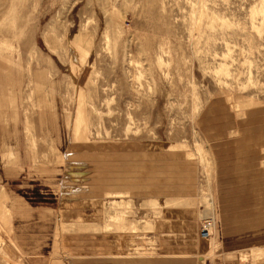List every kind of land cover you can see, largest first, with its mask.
<instances>
[{
  "label": "rangeland",
  "instance_id": "374dc122",
  "mask_svg": "<svg viewBox=\"0 0 264 264\" xmlns=\"http://www.w3.org/2000/svg\"><path fill=\"white\" fill-rule=\"evenodd\" d=\"M0 264H264V0H0Z\"/></svg>",
  "mask_w": 264,
  "mask_h": 264
},
{
  "label": "built area",
  "instance_id": "2783aa9c",
  "mask_svg": "<svg viewBox=\"0 0 264 264\" xmlns=\"http://www.w3.org/2000/svg\"><path fill=\"white\" fill-rule=\"evenodd\" d=\"M213 219H207V220H204L203 222V226H202V229H201V232L200 234L202 236H208L209 233L212 231L213 229V226H214V220L212 222Z\"/></svg>",
  "mask_w": 264,
  "mask_h": 264
},
{
  "label": "crops",
  "instance_id": "0c3cea01",
  "mask_svg": "<svg viewBox=\"0 0 264 264\" xmlns=\"http://www.w3.org/2000/svg\"><path fill=\"white\" fill-rule=\"evenodd\" d=\"M189 215H190V213H189ZM192 216V215H191Z\"/></svg>",
  "mask_w": 264,
  "mask_h": 264
}]
</instances>
